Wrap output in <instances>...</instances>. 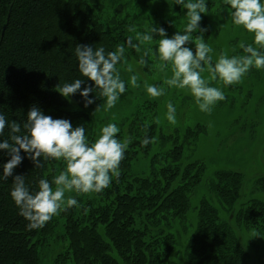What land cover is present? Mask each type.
I'll return each instance as SVG.
<instances>
[{"label": "trees", "instance_id": "obj_1", "mask_svg": "<svg viewBox=\"0 0 264 264\" xmlns=\"http://www.w3.org/2000/svg\"><path fill=\"white\" fill-rule=\"evenodd\" d=\"M150 1L0 0V113L9 124L16 121L22 126L35 106L53 119L69 120L74 128H88L93 112L104 101L95 99L99 93H90L95 103L85 107L79 92L65 99L56 91L58 84L81 78L77 44L104 47L106 52L125 45L117 65L119 72L128 70L131 62L132 71L140 76L171 71L170 64L164 70L159 66L160 37L141 44L140 52L126 44L129 36H133V43H139L136 33L128 31L129 26L139 33L151 26L162 27L168 38L177 31L183 34L187 10L175 0H162L160 15L153 19L147 11ZM205 3L208 11L202 14L200 28L205 29L202 35L211 47L217 33L208 28L210 19L227 11L218 0ZM197 35L198 31L192 33L193 40ZM241 42L253 43L252 34L243 28L227 43L229 57L245 54ZM187 46L195 51L194 44ZM220 51L222 47L215 46L210 53L213 64ZM145 52L148 67L140 63ZM201 75L209 77L207 70ZM262 78L264 69L255 68L242 77L249 82ZM90 84L85 78L81 91ZM180 94H172L169 102L174 105V97L177 101ZM128 103L132 110L118 120L116 136L121 141L131 139L119 178L101 193H66V198H75L77 205L59 212L42 229L28 230V222L10 195L12 178L0 180V264H40L51 241L61 248L56 264H262L264 245L255 258L244 245L243 236L255 234L264 240V199L244 198L243 174L218 170L206 183L207 191L197 192L205 165L186 160L183 149L204 126L196 124L182 134L173 128L172 133L164 134L160 123L154 122L158 118L156 101L138 103L131 99ZM146 122L150 125L147 129ZM86 137L94 141L93 136ZM145 137L155 138V142L142 146ZM8 138L6 127L0 142ZM21 156L24 159L13 175L25 176L31 192L38 190L40 179L51 183L65 167L63 161H50L35 168L25 153ZM139 157L146 159L147 170L133 174ZM9 159L7 152L0 150V175ZM253 188L264 194V176L255 179Z\"/></svg>", "mask_w": 264, "mask_h": 264}, {"label": "clouds", "instance_id": "obj_2", "mask_svg": "<svg viewBox=\"0 0 264 264\" xmlns=\"http://www.w3.org/2000/svg\"><path fill=\"white\" fill-rule=\"evenodd\" d=\"M223 3L230 6L232 24L252 34L253 43L245 45L241 42L244 55L228 57L221 53L215 64L210 55L213 50L202 35L205 29L200 28L202 14L208 11L205 0H175L176 5L187 10L188 22L183 34L177 31L168 38L162 27L151 26L144 33L137 32L134 26L128 28L130 33H136L135 39L139 43H133V36H129L126 44L137 52H140L141 44L160 37L157 48L159 66L164 70L170 64L172 72L171 78L166 79L164 84L188 90L199 110L204 113H211L216 103L225 99L223 91L209 86V81L219 80L224 86H230L239 83L250 69H264V4L261 0H223ZM197 31L200 35L193 40L192 33ZM188 44H194L195 51ZM124 53L123 44L110 52H106L104 47L77 44L75 55L81 78L58 84L56 91L65 99L79 92L84 98L85 107L95 103V99L103 98V105H99L95 112L101 107L104 111L112 109L119 96L126 91L125 82L117 70ZM147 54L145 52L140 60L145 67H148V61L144 58ZM128 70L132 71L131 67ZM205 70L209 73L207 80L201 75ZM85 78L91 84L81 91ZM130 83L133 87L137 86L136 75L131 76ZM93 92L99 93L95 99L89 98ZM146 92L150 97L157 98L165 94V89L147 85ZM175 114L176 108L169 102L166 119L171 124L177 122ZM154 122L159 124V118ZM6 127L9 128V138L0 142V150L6 151L10 159L2 165L0 180L12 178L10 195L20 216L28 222L30 231L42 229L59 212L77 205V200L71 196L66 198V193H101L108 188L114 178H119L124 153L131 143L130 138L123 141L116 138L120 129L114 123L102 127L98 138L89 142L84 126L74 128L69 120L53 119L35 106L28 111L22 126L16 121L9 124L5 115L0 113V135H3ZM144 127H150L149 123L146 122ZM154 142L155 138L145 137L142 146ZM21 152L27 155L35 168H42L50 161H63L65 167L51 183L47 179H40L38 190L31 192L26 186L25 176L13 175L14 169L24 159Z\"/></svg>", "mask_w": 264, "mask_h": 264}, {"label": "rangeland", "instance_id": "obj_3", "mask_svg": "<svg viewBox=\"0 0 264 264\" xmlns=\"http://www.w3.org/2000/svg\"><path fill=\"white\" fill-rule=\"evenodd\" d=\"M121 1L126 2L128 0ZM218 2L225 6L227 13L212 15L208 25L212 33H217V37H214L211 44L213 52L215 46L222 47V51L217 54L216 60L221 53L228 56L227 53L230 50L227 46L228 41H232L242 30V27L237 28L232 24L230 6L225 5L223 0H218ZM162 3V0H151L148 3L150 7L147 11L151 18L156 19L157 15H160V10L163 8ZM133 64L131 62L128 66L134 70ZM121 71L119 72L121 79L126 85L125 93L119 96L112 109L104 111L101 107L99 111L93 112L91 123H89L88 128L85 127V135H91L95 140L98 138L102 127L109 123H114L118 127V120L127 116L132 110L128 103L131 99L138 103L156 101L160 127L165 132L164 134L172 133L173 128L178 129V133L182 134L185 129L192 128L196 124L204 126L203 132L193 142L185 144L183 149L186 160L199 161L205 165L203 178L197 188L199 194H204L207 191L206 183L216 171L226 169L243 174L242 192H244L246 200L264 199V194L254 191L253 188L255 179L264 176V78L251 82L241 79L239 83L230 86H224L219 80L212 81L213 83H210L209 86L220 88L225 99L218 101L211 113H204L199 110L194 97L188 90H180L164 84L166 79L171 78V71L151 72V74L148 73L144 76L124 68ZM132 75L137 76L136 87L130 83ZM156 82L160 83L158 87L165 89V94L152 98L147 94L146 86L155 85ZM179 93L181 94L177 101L174 97L173 105L176 108L177 122L171 124L166 119L167 105L173 97L171 95ZM146 170V159L139 157L133 165L132 173L141 174ZM243 239L247 250L255 255V258H258L262 245H264L263 238L260 235L255 237V234H248L243 236ZM57 243L56 241L55 243L50 242L40 264H56L57 254L61 251ZM260 259L264 264V259L262 257Z\"/></svg>", "mask_w": 264, "mask_h": 264}, {"label": "water", "instance_id": "obj_4", "mask_svg": "<svg viewBox=\"0 0 264 264\" xmlns=\"http://www.w3.org/2000/svg\"><path fill=\"white\" fill-rule=\"evenodd\" d=\"M5 28V27H4ZM3 35V32H2V34H1V36Z\"/></svg>", "mask_w": 264, "mask_h": 264}]
</instances>
